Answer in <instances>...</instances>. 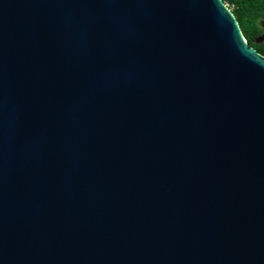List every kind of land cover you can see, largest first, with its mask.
<instances>
[{
	"label": "water",
	"instance_id": "water-1",
	"mask_svg": "<svg viewBox=\"0 0 264 264\" xmlns=\"http://www.w3.org/2000/svg\"><path fill=\"white\" fill-rule=\"evenodd\" d=\"M0 264H264V55L223 0H0Z\"/></svg>",
	"mask_w": 264,
	"mask_h": 264
},
{
	"label": "trees",
	"instance_id": "trees-1",
	"mask_svg": "<svg viewBox=\"0 0 264 264\" xmlns=\"http://www.w3.org/2000/svg\"><path fill=\"white\" fill-rule=\"evenodd\" d=\"M236 15L249 43L264 55V40L257 37L264 32V0H223Z\"/></svg>",
	"mask_w": 264,
	"mask_h": 264
}]
</instances>
